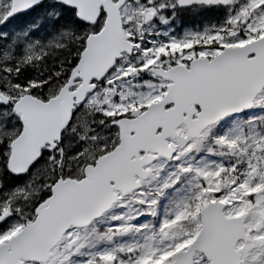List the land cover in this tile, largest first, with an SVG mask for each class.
Returning a JSON list of instances; mask_svg holds the SVG:
<instances>
[{
  "label": "snow or ice",
  "instance_id": "snow-or-ice-1",
  "mask_svg": "<svg viewBox=\"0 0 264 264\" xmlns=\"http://www.w3.org/2000/svg\"><path fill=\"white\" fill-rule=\"evenodd\" d=\"M0 264H264V0H0Z\"/></svg>",
  "mask_w": 264,
  "mask_h": 264
}]
</instances>
